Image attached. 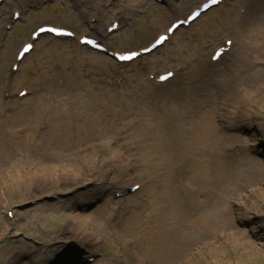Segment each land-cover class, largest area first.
<instances>
[{
    "label": "rangeland",
    "instance_id": "obj_1",
    "mask_svg": "<svg viewBox=\"0 0 264 264\" xmlns=\"http://www.w3.org/2000/svg\"><path fill=\"white\" fill-rule=\"evenodd\" d=\"M39 1L4 0L0 6V100H5L9 108L2 116L3 121L11 120L7 132L29 127L31 132L40 133L36 140L46 143L52 126L61 122V119L52 120L53 115L60 113L56 110L58 105L64 99L68 100L66 93L69 89L77 95L64 72L78 71L80 78L76 82L80 92L85 90L82 95L88 96L94 81L108 79L105 69L97 70L102 65L105 67V63L111 66L109 86L114 89L117 118L109 132L101 137L86 138L82 132L83 141L75 138L80 123L74 120L76 127L69 132L74 139L67 151L96 148L78 161H71L80 167L85 177L61 187L51 182L46 185L38 178L37 183L31 185L35 190L28 195L21 190L15 193L13 189L16 171L22 167L18 163L19 157L25 156L47 166L56 163L58 157L52 160L47 153L36 152L35 144L29 146L22 139L18 141L23 142L7 139L6 130L0 129L1 145L13 155L14 163L17 161L11 169L0 166V264H200V259L208 264L212 260L216 261L215 264H264V179L262 174L255 172L249 160L256 159L264 166V106L257 102L246 107L249 115L242 125L236 122L238 105L234 102L236 93L244 89L257 94L258 99L264 98V63L261 65L255 61L264 57V0L228 1L190 27L180 29L157 52L127 65H118L105 54L79 48L76 40L46 36L34 44L32 53L19 64V74L11 78L16 52L40 24L68 28L77 35H95L96 32L103 34L105 27L115 19L119 31L108 35L103 44L112 51L137 50L149 45L171 21L184 17L202 0H162L161 3L156 0H132V3L127 0H58L60 5L48 6L39 4ZM116 3L120 9H114ZM14 11H20L22 15L21 21L15 24L11 19ZM101 14L107 15L102 18ZM226 39L233 41L232 50L218 63L209 66L205 60L208 61L214 48L223 45ZM178 64L183 69L173 81L158 90L144 91L149 73L173 69V65ZM212 85L225 90L226 102L219 129L226 136L225 145L235 142L244 145L239 154H225L224 179L219 181L220 187L225 188V204L229 211L223 222L226 227L239 232L240 240H226L224 248L217 252L197 242L181 247L166 246L167 250H162L165 258L155 262L154 254L143 246V232L155 226L162 215L161 210L154 214L145 212L135 233L129 229L133 225L128 223L135 224L139 208L135 209L132 218V213L126 215L127 219L130 218L127 223L116 221L114 230L107 226L98 227L113 219L112 214L119 206L117 201L122 199L114 197L116 192L127 191L130 185L141 186L138 194L125 196L118 208L130 212L132 205L149 197L151 184L161 182V177L154 174V162L143 163L140 155L148 151L161 154L159 158L170 155L171 139L165 129L171 123L169 119L177 118L178 103L185 97L181 89ZM23 88H30L31 93L29 91L20 99L17 94ZM0 106H4L1 101ZM83 116L86 117L87 113L83 112ZM108 139L110 154L105 150ZM55 144L54 152L59 156L64 143ZM110 158L116 160L109 163ZM83 195H87L84 201ZM182 196L179 191L178 197ZM147 202L149 204L148 199ZM40 210L45 211L48 223L38 218ZM72 214L82 217L79 224L66 221ZM30 217L32 222L28 220ZM67 224L87 233V226L93 225L91 232L94 233L85 236L89 243L82 245V249L73 239L61 238L59 251L53 255L57 248L51 247L49 241ZM137 238L141 239L136 241ZM65 250L71 251L68 257L63 255ZM219 252L217 259L215 256ZM90 258L94 261L87 263Z\"/></svg>",
    "mask_w": 264,
    "mask_h": 264
},
{
    "label": "bare ground",
    "instance_id": "obj_2",
    "mask_svg": "<svg viewBox=\"0 0 264 264\" xmlns=\"http://www.w3.org/2000/svg\"><path fill=\"white\" fill-rule=\"evenodd\" d=\"M55 1L57 2L58 0ZM127 1L132 3V0ZM202 1H200L199 6ZM57 3L55 4L57 5ZM118 7L119 5L116 3L114 9ZM194 8L195 6L191 9L194 10ZM94 11L97 13L101 12L100 9H94ZM107 14H101V17H106ZM114 15L113 12V16ZM109 26L110 25H107L105 27V32ZM160 34L161 33H159V35ZM95 35H97L99 39L105 40V33H95ZM81 37L82 36L78 38V41ZM164 45L159 49L163 48ZM157 50L155 52H157ZM231 50L230 48L229 52ZM212 55L213 53L210 57H212ZM23 60H25V58ZM255 61L263 65L264 57L256 58ZM110 67L108 63H105V67L102 65V67H97V70L105 69L106 76L110 79ZM176 68L178 71L180 68L181 71L180 64L173 65V71ZM263 68H260V71H262ZM19 71L18 67V70L15 73H11L9 77L13 78L17 76ZM180 71L177 73V76L180 74ZM64 73L65 78L69 80L68 84L74 88L77 95L73 94V90L69 89L66 93L68 100L64 99L61 103L59 102L60 105H58V109L56 110L60 113L53 115L52 120L61 119V122L52 126L51 135L46 140V143L42 140H36L40 133L31 132L29 127L23 128L17 132H13L12 130L11 133L7 132L9 127L8 124L11 120L9 119L8 122L5 120L3 121L2 116L5 110L9 108L5 100H0L4 105L0 106V129L6 130L7 139L11 138L14 141L22 139L29 146L35 144L36 152H45L52 160H56V157H58L56 163L49 166L31 161L25 156L19 157L18 163L22 167L21 170L16 171V176L14 174L15 183L13 189L15 193H19L21 190L26 195L32 194L35 189L31 188V185L34 186L33 184L37 183L36 180L38 178L46 182L44 184L49 185L47 183L51 182L56 187L72 185L76 179L84 178L85 175L81 172L80 167L76 164H72L71 161H78L79 158L90 154V152H92V150L94 151L96 148L91 146L90 150L86 149V151H67V148H69L74 139V137L69 134L72 127H76V125H74V120L80 123V128L77 129L78 131L75 138L78 141H83L81 136L82 132H85L86 138L101 137L102 134L109 132V129L114 125L115 118H117V113L114 112L115 93L114 89L109 86L107 78L99 80L97 83L94 81L93 86L89 88L87 96V94L82 95L85 90H81L80 92V87L76 82V80L80 78V73L78 71H76V73H68L65 71ZM174 73L176 74V70ZM213 85H215V83ZM213 85L210 87L181 89L185 97L178 103L176 112L177 118L169 119L171 126L167 124L165 129L167 136L171 139L170 155L159 158L158 156L161 154L153 151H148L140 155L143 163L149 161L154 162L155 165L153 170L156 171L154 174L160 176L162 180L160 183H154L149 186V197H146V200L140 202V204L135 203V205H132L133 211L131 209L129 212V215L132 213L130 218L136 214L134 213L135 209L139 208V213L135 224H132V222L128 224L133 225L129 229L131 231L135 230V233L139 229L138 223L145 212L154 214L156 211H162V215L158 218L155 226L143 232V246L146 250L154 254L152 258L155 262L159 258H165L162 250L166 251V246L181 247L192 244V242H197L205 247H211L214 249H210L211 251L217 252L224 248L226 240H240L238 238L239 232L235 231L233 227L231 229L228 228V226L226 227L225 222H223L229 211L226 209L225 204V188L223 189L220 187L222 184L219 181L224 179L223 158L225 154L231 151L232 153L239 154L241 146L244 147V145L236 142L230 144V146L225 145L226 136L219 132V129L222 125L220 119L223 107L225 106L226 95L223 88H216ZM233 90L239 91L237 88H233ZM82 98L85 99L84 102H82ZM234 102L238 105L236 122L242 125L247 121L249 115L246 107L250 108L252 103L257 102L264 106V98L258 99L257 94L246 89H244L243 92L236 93ZM50 112L54 113L53 111ZM83 112L87 113L86 117L83 116ZM123 112L124 114L126 113L125 110H123ZM66 118H68V120ZM61 131H63V133H60ZM40 138L44 140L43 136ZM59 141L64 144L61 155L56 156L58 154L54 152L53 146ZM107 142L108 146L105 147V150L110 154V140L108 139ZM247 147L248 146H246V148ZM31 149L30 151L34 150ZM50 149L51 151L48 152ZM115 160L114 158H110L109 163ZM249 160H251L254 165L255 172L259 175L262 174V178L264 179V166L256 159ZM104 163L106 164V162ZM13 164H17V161L14 163L13 155L9 154L2 144L0 146V166H8L11 169ZM179 191L183 193L182 197H178ZM185 192L187 195L184 194ZM88 194L89 193H87V195ZM135 194H138V192ZM240 194L241 193H239V195ZM87 195L82 196L83 201L86 200ZM151 196L153 197L152 200L150 199ZM36 197H39V195H36ZM125 199L126 198L117 201L119 205L118 208L123 204ZM147 199L149 200V204ZM229 204L231 207L232 202ZM118 208H116L117 210H114L112 214L113 219H109L107 224H103L102 227H98V229L107 226L106 228L114 230L117 225L116 221L128 222L130 218H126V210L122 209V212V210ZM39 212L40 217L38 218L48 223L49 219H47L45 211L40 210ZM28 220L31 222L33 221L31 217L28 218ZM81 220V216L72 214L66 221H73L79 224ZM92 228H94L93 225H88L87 229L89 233H87L70 228L69 224L65 225L60 231H56L58 232L56 236L49 241V243H52L51 247L57 248V250L54 249L52 254L55 255L56 252L58 253V245L61 243L59 240L63 237L73 239V242L82 249V245H88L89 243L88 237L85 236L90 234ZM53 229L55 228L53 227ZM211 231H213V233H211ZM168 233L172 234V236H169ZM140 239L141 238H137L136 241ZM71 245L74 246L73 243ZM85 248L86 247H84V249ZM84 249L80 250L81 254ZM127 253L129 254V252ZM219 256L220 252L215 258L218 259ZM199 261L200 264L209 263L203 259ZM96 262H99V260ZM215 263L216 261L214 260L210 262V264Z\"/></svg>",
    "mask_w": 264,
    "mask_h": 264
}]
</instances>
